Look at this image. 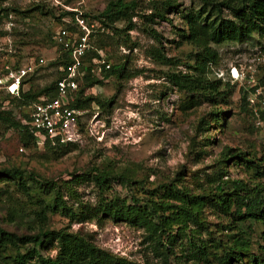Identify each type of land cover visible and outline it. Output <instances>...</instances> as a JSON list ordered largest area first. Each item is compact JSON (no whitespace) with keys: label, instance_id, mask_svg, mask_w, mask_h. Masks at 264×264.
Returning a JSON list of instances; mask_svg holds the SVG:
<instances>
[{"label":"trees","instance_id":"1","mask_svg":"<svg viewBox=\"0 0 264 264\" xmlns=\"http://www.w3.org/2000/svg\"><path fill=\"white\" fill-rule=\"evenodd\" d=\"M71 1L65 0L64 4ZM197 1L198 8L183 12L182 28L174 27L177 47L185 45L189 48L183 59L167 57L162 37L153 28L157 21L172 24L166 14L179 10L177 0H151L149 9H146L150 12L148 15L140 10L139 4L143 0H108L96 15L84 12L83 15L120 36V43L130 52L136 45L131 42L129 34L138 28L133 19L139 18L140 28L155 43L146 50L147 57L167 68L161 74L162 78L184 95L178 106L181 114L188 116L202 105L214 109L200 117L196 124L195 131L204 137L199 141L190 138V153L202 157L211 144L210 137L205 135L213 126H221L231 114L220 108H232L234 104V86L215 79L211 66L223 62L225 54L222 49L225 47L247 46L252 42L253 46H264V0ZM9 16L13 22L15 18L51 17L57 23L56 30L48 33L45 41L55 47L52 37L58 29L69 26L74 14L43 2H33L25 9L2 7L0 3V21L7 22ZM118 23L121 28H116ZM55 50L56 58L49 66L57 70V77L51 83L36 89L33 86L37 75L35 70L23 82L30 86L27 91H20L19 97L5 95L0 99V124L6 132L17 134L19 146L23 149L30 146L40 149L39 140L20 122L15 112L28 120L27 107L30 104L39 102L41 97L54 99L57 96L56 83L63 78L70 58L57 47ZM97 56V52H93L89 60ZM129 58L126 55L123 62H112L110 70L103 72V79L85 77L71 107L85 111L95 104L103 111L109 109L111 101L103 102L86 94L102 85L105 79L118 82L133 79L136 74L129 73ZM107 60L112 61L109 55ZM13 62L15 67L23 65ZM179 66L184 71H179ZM235 105L247 117L244 102L237 100ZM255 131L264 134V129ZM76 147L74 144L53 147L45 141L41 148L45 153L55 155L68 153ZM256 157V153L229 147H224L221 153L223 167H227L230 161L243 166L255 182L253 185L238 179L224 180L227 173L222 168L211 177L205 176V183L196 181L189 185L184 184V167L174 178L148 183L150 175L155 173L151 170L144 178H139L137 166L116 171L107 163L80 173H61L53 181L28 170L24 163L0 164V264H130L124 257L97 247L81 233L70 231L68 226H50L51 216L55 214L69 223L78 218V209L68 204L64 194L78 203L76 187L88 181L93 182L100 193L98 212L101 217L114 223H133L143 227L150 238L152 253L163 264H264V246H258L259 257L252 252L253 235L264 243V159ZM113 184L125 190L127 195L122 197L113 192ZM207 212H212L219 220L227 219V223L220 225L218 230L212 228ZM233 227L238 231L228 239L225 232L232 231ZM52 251H55L54 256L50 254Z\"/></svg>","mask_w":264,"mask_h":264},{"label":"rangeland","instance_id":"2","mask_svg":"<svg viewBox=\"0 0 264 264\" xmlns=\"http://www.w3.org/2000/svg\"><path fill=\"white\" fill-rule=\"evenodd\" d=\"M107 1L72 0L65 5L79 8L87 15H96L105 7ZM143 1L139 4L140 10L148 15L150 12L146 9H149L148 3L151 0ZM33 2H43L51 6L50 0L0 1L2 7L21 9H25ZM177 4L180 5L177 12L166 14L172 24L157 21L153 28L162 37L167 57L183 59L189 48L185 45L177 47L178 38L174 27L182 28L183 12L198 8L199 3L197 0H177ZM54 14L57 16V12L54 11ZM15 19L14 26L10 30L7 29L6 22L0 21V65L12 59V62L15 60L19 64L27 63L33 58L43 59L44 64L36 69L37 75L33 84L36 89H41L57 77V70L49 66L56 58V50L52 44L45 41L47 34L56 30L57 23L51 17L34 16L25 20ZM133 21L137 23L138 28L129 34L131 42L136 45L131 52L122 46L120 36L114 35L111 30L109 33L94 37V46L102 48L101 51L109 55L112 62H123L124 57L128 55L129 73L136 76L128 82L108 80L86 94L96 96L103 102H111L109 109L104 111L98 109L95 104L82 111L79 116L80 139L74 144L77 147L68 153L60 152L55 155L45 153L41 145L38 150L33 146L23 149L19 146L17 134L13 131L6 132L0 124V164L24 163L27 164L28 170H34L39 176L53 181L61 173H64L63 175L80 173L89 167L106 166L107 163H110L116 171L120 168L137 166L135 169L139 178H144L151 170L155 173L150 175L148 183L174 178L184 167V184L189 185L196 181L205 183V176L211 177L222 168L227 173L224 180L238 179L253 185L255 182L243 166L235 165L230 161L224 168L221 158L223 148L229 147L250 154L256 153V159H264V134L255 131L248 118L236 107V95L232 98L234 103L232 108H220V110H229L230 116L221 126H213L209 134L205 135L210 137L211 141L205 149L206 155L199 157L194 152L190 153V138L194 137L199 141L204 137L195 131L199 118L214 109L202 105L188 116L181 114L178 106L184 95L178 93L162 78L161 74L165 73L167 68L147 57L146 50L155 43L140 28L139 18L136 17ZM116 28H121V24L118 23ZM255 46L252 42L236 53H226L223 62L219 65L220 68L235 63L237 59L246 58L243 54ZM121 48H124L126 53H123ZM177 69L184 71L182 66ZM28 87L25 86L24 89ZM22 112H26V109H22ZM15 115L18 119L22 117L18 111ZM76 190L78 203L70 200L66 193L64 195L68 204H73L78 209V218L69 223L68 220L55 214L50 219L51 227L68 226L70 231L81 233L97 247L124 257L130 264H163L160 258L152 253L150 238L143 227L133 223H114L101 217L98 212L100 193L93 182H83L76 187ZM112 191L122 197L127 195L125 190H121L115 184ZM207 213V220L212 223V228L218 230L220 225L227 223V219L219 220L212 212ZM213 225L218 227L215 228ZM237 229L233 227L232 231L225 232L228 239L236 235ZM252 241L254 243L252 252L259 257L261 251L258 250V246H264V243L256 239L255 235ZM50 254L54 256L55 251Z\"/></svg>","mask_w":264,"mask_h":264},{"label":"built area","instance_id":"3","mask_svg":"<svg viewBox=\"0 0 264 264\" xmlns=\"http://www.w3.org/2000/svg\"><path fill=\"white\" fill-rule=\"evenodd\" d=\"M65 0H50L52 7H59L74 14L68 22V27L57 30L52 37L55 47L69 54L70 62L64 70V76L56 83L57 96L54 99L41 97L39 102L27 107L28 120L20 118L38 140L39 145L45 141L51 146L76 144L80 139L79 116L82 111L75 110L71 104L85 77L89 80L103 79L102 74L110 70L112 61L107 55L94 46L97 34L109 33L97 22L90 21L79 8L64 4ZM14 22L9 16L7 29L13 28ZM95 35V36H94ZM244 46H231L222 49L224 54L236 53ZM126 53L124 48H121ZM97 52L98 56L90 59ZM246 58L237 59L235 63L227 64L225 68L211 66L215 79L234 86L236 100L245 104L248 120L255 129H264V46L256 45L243 54ZM241 56V55H239ZM44 64L43 59H31L19 67L14 62H2L0 65V99L5 95L19 97L20 91H27L28 84L23 82L35 70ZM108 79L103 80V82ZM29 86L28 89H24Z\"/></svg>","mask_w":264,"mask_h":264}]
</instances>
